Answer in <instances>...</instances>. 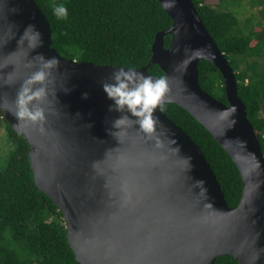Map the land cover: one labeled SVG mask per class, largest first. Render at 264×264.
Masks as SVG:
<instances>
[{"label": "water", "instance_id": "95a60500", "mask_svg": "<svg viewBox=\"0 0 264 264\" xmlns=\"http://www.w3.org/2000/svg\"><path fill=\"white\" fill-rule=\"evenodd\" d=\"M159 1L173 24L156 34L151 60L135 70L158 79L148 71L158 64L168 84L163 103L188 110L232 157L243 180L236 207L199 145L160 108L151 135L135 118L112 134L121 113L109 111L102 83L121 66L60 55L36 0H0V111L29 142L35 181L64 212L83 264H214L227 254L239 264H264V152L236 72L193 0ZM29 25L39 33L36 47L20 42ZM51 58L57 65L45 82L46 120H19L17 92ZM200 59L222 73L228 104L202 88Z\"/></svg>", "mask_w": 264, "mask_h": 264}, {"label": "trees", "instance_id": "16d2710c", "mask_svg": "<svg viewBox=\"0 0 264 264\" xmlns=\"http://www.w3.org/2000/svg\"><path fill=\"white\" fill-rule=\"evenodd\" d=\"M52 29V47L60 55L98 65L142 68L151 60L152 45L159 31L173 20L159 0H36ZM199 14L236 72L239 96L264 152V0L260 17L242 26L231 5L241 0H193ZM68 7L67 20H59L53 7ZM172 34H166L168 48ZM149 73L161 78L158 64ZM200 84L228 104L223 75L210 61L200 59ZM199 145L214 169L230 207L242 197L243 180L229 153L188 110L174 102L162 109ZM1 112V111H0ZM6 129L15 145L7 166L0 168V264H83L68 239L64 212L53 196L35 181L29 160V142L6 119ZM214 264H239L233 255L218 256Z\"/></svg>", "mask_w": 264, "mask_h": 264}, {"label": "clouds", "instance_id": "9594fccd", "mask_svg": "<svg viewBox=\"0 0 264 264\" xmlns=\"http://www.w3.org/2000/svg\"><path fill=\"white\" fill-rule=\"evenodd\" d=\"M53 14L59 20H67L68 7L63 3L57 4L53 7ZM38 40L39 33L29 25L22 34L20 42L27 41L30 47H36ZM56 65L55 58L44 60L41 67L21 85L15 100V115L19 120L41 125L46 120L45 108L42 106V102L47 97L45 82ZM37 84L40 86L33 87ZM102 88L112 102L109 104V111L121 113L112 121V127L117 129L112 133L114 136L117 137V133L128 126L132 118H135V124L145 134L151 135L154 132L158 123L154 112L157 108L163 109V98L168 91V84L163 77L154 79L136 71L134 67L121 66L114 68L110 80L103 82ZM83 96L87 98L88 93H83ZM1 118L5 119L3 113ZM64 139L67 147L71 149L69 139L66 137Z\"/></svg>", "mask_w": 264, "mask_h": 264}, {"label": "rangeland", "instance_id": "374dc122", "mask_svg": "<svg viewBox=\"0 0 264 264\" xmlns=\"http://www.w3.org/2000/svg\"><path fill=\"white\" fill-rule=\"evenodd\" d=\"M219 0H209L211 4H217ZM232 9H235L240 18L241 25L247 26V20L253 17L252 21L260 17V10L262 6L259 3L253 4L252 0H241L239 6L231 5ZM0 112V168H5L7 166L9 156L11 152L15 149V145L10 139V136L6 129V122L1 118Z\"/></svg>", "mask_w": 264, "mask_h": 264}]
</instances>
